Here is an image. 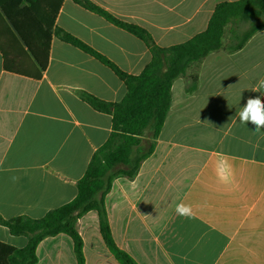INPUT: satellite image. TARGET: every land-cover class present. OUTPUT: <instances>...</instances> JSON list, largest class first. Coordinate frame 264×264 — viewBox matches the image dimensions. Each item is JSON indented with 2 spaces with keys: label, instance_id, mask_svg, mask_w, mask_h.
Listing matches in <instances>:
<instances>
[{
  "label": "crops",
  "instance_id": "obj_1",
  "mask_svg": "<svg viewBox=\"0 0 264 264\" xmlns=\"http://www.w3.org/2000/svg\"><path fill=\"white\" fill-rule=\"evenodd\" d=\"M90 1L168 47L203 31L217 3L235 0ZM55 25L127 74H139L151 59L142 40L72 0L62 1ZM262 78L259 30L237 51L208 54L192 93L185 78L172 82L153 152L134 178H115L104 197L112 238L137 264H264V130L254 132L236 115L248 98L264 101V90L252 91ZM80 90L106 102L126 91L110 68L57 37L38 80L3 70L0 54L1 217L39 218L75 197L77 181L111 132V116L82 101ZM221 155L232 165L230 185L214 171ZM181 202L192 205V218L177 215ZM75 229L84 264H119L95 211ZM26 242L0 225V264L9 248ZM36 257V264H77L65 234L43 239Z\"/></svg>",
  "mask_w": 264,
  "mask_h": 264
},
{
  "label": "trees",
  "instance_id": "obj_2",
  "mask_svg": "<svg viewBox=\"0 0 264 264\" xmlns=\"http://www.w3.org/2000/svg\"><path fill=\"white\" fill-rule=\"evenodd\" d=\"M63 0H0V54L3 70L38 80L48 64L52 37L70 44L110 68L124 83L118 102H106L85 92L78 97L94 110L111 116V132L92 154L75 197L39 218L16 216L0 225L12 236H24L21 248H9L2 264H36V247L46 237L65 234L72 240L77 264H84L77 220L89 211L98 216V229L106 247L119 264H137L114 242L104 207V197L117 177L132 179L153 152L156 138L170 106L172 82L186 79V92L198 82V69L211 52L239 50L259 30H264V0L217 3L206 28L186 41L168 47L157 45L142 27L122 21L90 0H72L111 24L142 40L151 55L139 74L120 70L105 56L55 25ZM246 26L242 28V26Z\"/></svg>",
  "mask_w": 264,
  "mask_h": 264
},
{
  "label": "clouds",
  "instance_id": "obj_3",
  "mask_svg": "<svg viewBox=\"0 0 264 264\" xmlns=\"http://www.w3.org/2000/svg\"><path fill=\"white\" fill-rule=\"evenodd\" d=\"M262 90H264V78L258 81L257 86L252 91L262 93ZM236 115L242 124H253L255 126L254 132L264 130V101L260 97L248 98L245 106L241 107ZM214 171L221 184L230 185L233 183V169L227 157L221 155L214 161ZM135 187L136 185L132 184V188ZM175 211L177 215L184 218L190 219L194 216L192 205L183 202L176 205Z\"/></svg>",
  "mask_w": 264,
  "mask_h": 264
},
{
  "label": "rangeland",
  "instance_id": "obj_4",
  "mask_svg": "<svg viewBox=\"0 0 264 264\" xmlns=\"http://www.w3.org/2000/svg\"><path fill=\"white\" fill-rule=\"evenodd\" d=\"M246 26H247V25H246ZM246 26L243 25L242 28H245Z\"/></svg>",
  "mask_w": 264,
  "mask_h": 264
}]
</instances>
